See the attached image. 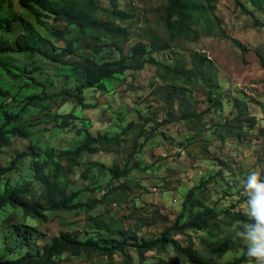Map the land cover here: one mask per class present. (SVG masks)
<instances>
[{"label": "rangeland", "instance_id": "374dc122", "mask_svg": "<svg viewBox=\"0 0 264 264\" xmlns=\"http://www.w3.org/2000/svg\"><path fill=\"white\" fill-rule=\"evenodd\" d=\"M236 2L253 15L242 12ZM95 3L97 17L105 18L104 10L113 8L109 0ZM0 4V18L12 21L11 31H0L1 43L13 41L29 30L38 35L36 39L39 37L45 51L53 47L60 53L75 35L74 29H67L62 22L47 16L38 19L21 9L18 0H0ZM118 5L133 15L123 24L129 34L121 43L124 56L134 46L143 45L156 62L176 65L183 72L207 74L213 81L211 87H184L183 80L166 81L168 76L145 66L142 71H129L104 83L103 89L76 94L84 79L82 72L70 71L35 52L0 55V87L8 92L0 96V125L5 114H21L19 124L29 135L26 140L11 136L9 146L0 155V167H7L30 146L41 152H64L75 149L88 137H112L133 125L118 145L84 155L76 167L61 164L65 168L60 175L71 186L67 193L79 192L74 202L91 204L105 196L104 203L91 211H50L46 186L32 174L31 159L1 181L0 195L7 187H24L25 202L38 203L46 210L44 222L12 207L0 210V254L8 247L22 245L9 255L11 259L28 250L31 254L41 253L43 246L63 233L75 232L82 240L93 237L97 219L117 222L116 229L110 230L116 239L118 228L123 227L128 234L151 240L173 225L188 192L197 187L203 189L198 194L202 207H216L221 220H225V211L244 212L246 208L247 195L241 183L246 175L252 170L264 174V9L257 11L247 0H211L209 7L215 18L205 12L192 27L194 35L186 40L166 31L162 20L166 0H119ZM256 21L261 25L257 26ZM55 30L64 32V38L53 34ZM100 43V53L93 59L119 58L120 53L108 41ZM63 61L83 62V57H64ZM33 95L41 99L26 107ZM240 108L246 117H240ZM12 126L15 124L7 130ZM236 128L240 134L234 137ZM114 166L134 170L112 182L108 169ZM197 211L192 207L189 213ZM27 228L29 234L22 233ZM237 231L225 223L222 238H235ZM208 234L186 230L184 234L174 232L173 238L182 248L193 244L205 249L201 241L206 242ZM245 252L246 245L241 242L220 264L234 262ZM129 253L134 264H140L137 252ZM146 256L147 263L164 260V264H187L171 246ZM120 261L121 257L115 256L113 262ZM111 262V258L100 255L72 257L62 253L55 258V264Z\"/></svg>", "mask_w": 264, "mask_h": 264}, {"label": "trees", "instance_id": "16d2710c", "mask_svg": "<svg viewBox=\"0 0 264 264\" xmlns=\"http://www.w3.org/2000/svg\"><path fill=\"white\" fill-rule=\"evenodd\" d=\"M113 8L104 10L105 18L97 17V6L95 0H18V5L21 9L31 12L38 19L42 16L52 18L55 22H62L66 28H73L75 35L68 41L67 47L60 53H56V49L50 47L44 50L38 42V35H34L29 30L18 35L13 41L0 42V55L7 54H31L39 53L41 56L50 62L68 67L70 71L82 72L84 79L77 86L76 94H81L89 89H103L104 83L126 72H139L145 66L156 68L157 72L168 76L166 81L180 82L183 80V86L193 87L197 84H206L211 87L212 78L208 79L207 74H196L191 72H183L178 70L177 66L165 65L149 58V52L143 45H136L132 48L129 55H123L121 43L129 37L127 28H123V24L133 18L131 13L121 10L118 5L119 0H109ZM211 0H166V6L163 10V24L166 31L171 36H178L188 39L193 36L192 27L196 26L204 16L205 12L209 11L210 15L215 18L212 9L209 7ZM247 3L257 11H263L264 0H247ZM236 5L241 7L242 12L252 16L253 13L244 5L236 2ZM1 10V4H0ZM256 25L261 23L256 21ZM12 30V21L9 17L0 18V31ZM53 34L59 38H64L65 34L62 31H53ZM108 41L111 48L116 49L120 56L118 59H93L99 55L98 46L101 41ZM93 50V52H92ZM88 54V55H87ZM64 57H83V62L66 63ZM2 63H4L2 61ZM4 65V64H3ZM1 66V64H0ZM164 79V76L161 75ZM218 89V86H214ZM8 92L0 87V96H6ZM41 99L33 95L28 98L26 107L34 105L35 100ZM72 99L80 103V99L76 95H72ZM213 99V98H211ZM25 107V108H26ZM25 112V110H22ZM21 114L3 116L2 124L0 125V155L2 150L9 146V139L17 137L20 139H28L29 135L26 128L19 124ZM192 117V115H190ZM240 117H246V112L240 108ZM193 118V117H192ZM12 126L10 130L8 127ZM132 124H129L120 134L109 136L88 137L82 141L75 149H70L64 152L55 153L53 150L41 152L34 146L28 147L26 150L19 153L15 159L7 166L0 167V186L1 181L12 175L19 166L27 159L32 160V174L41 178L46 186L48 196V208L52 212L59 210L70 211L76 209H84L91 211L96 205L102 204L105 201V196L100 200H95L91 204H82L74 202L79 196V192L68 194L66 190L71 189L67 183V178L60 175L62 168L61 164L65 163L67 168L76 167L84 155H94L98 148H109L118 145L122 138L128 135L132 130ZM252 125L251 128H254ZM240 134V130L236 128L235 136ZM47 170V173H46ZM134 169L126 167L114 166L108 169L109 180L112 182L126 178ZM84 175V174H83ZM86 177V174L84 175ZM123 190V188L121 189ZM200 187L190 190L187 194L180 215L175 219L171 227L166 228L160 236L151 240L142 237H136L128 234L123 229L118 228L119 233L117 239L112 237L111 229H116V221L107 223L102 219L94 221V228L97 230L96 235L88 239L82 240L77 233H63L59 237L53 238L50 244L43 246L41 253L31 254L30 250L25 254L14 259L10 258L17 245L8 247L5 252L0 254V264H55V258L62 253H69L72 257H80L82 254L87 256L100 255L107 256L112 259V264H115V256H120V264H134V258L129 253V250L137 252L140 264H164V260H154L147 263L146 253L155 250L166 249L171 246L175 254L182 257L187 264H220V261L228 255L233 246H239L243 242L238 236L235 238L225 236L222 229L225 223L235 227L238 231L243 223L249 222V218L244 212H233L227 210L224 212L225 220H221V212L216 207H202L199 203L198 194L202 193ZM27 195L24 187H7L0 195V210L6 207L19 209L26 216H32L39 221H46L45 208L38 203H27L24 198ZM196 207V213H189L190 208ZM186 230L193 231H209V234L202 239L201 244L206 245L205 249H199L192 246L190 248H182L173 238V233L184 234ZM16 231L21 234L20 229ZM28 228L22 233L29 234ZM111 233V235H110ZM233 245V246H232ZM249 263L245 253L236 261L226 264H245Z\"/></svg>", "mask_w": 264, "mask_h": 264}, {"label": "clouds", "instance_id": "9594fccd", "mask_svg": "<svg viewBox=\"0 0 264 264\" xmlns=\"http://www.w3.org/2000/svg\"><path fill=\"white\" fill-rule=\"evenodd\" d=\"M241 183L247 195L244 214L249 222L243 223L236 235L246 245L249 264H264V174L252 170Z\"/></svg>", "mask_w": 264, "mask_h": 264}]
</instances>
